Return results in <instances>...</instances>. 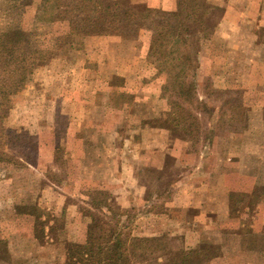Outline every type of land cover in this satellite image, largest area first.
<instances>
[{"label": "rangeland", "instance_id": "obj_1", "mask_svg": "<svg viewBox=\"0 0 264 264\" xmlns=\"http://www.w3.org/2000/svg\"><path fill=\"white\" fill-rule=\"evenodd\" d=\"M207 1L213 28L201 35L194 76L205 104L192 109L195 138L141 123L165 120L171 106L164 73L133 34L78 38L35 67L2 123L13 131L2 151L15 162L0 163V264H64L66 242L87 220V190L98 187L125 213L130 235L161 236L173 251L206 239L216 248L203 264H264V0ZM30 9L0 0V32L21 15L43 36L48 25ZM19 205L37 206L50 225L58 218L54 231L35 238Z\"/></svg>", "mask_w": 264, "mask_h": 264}, {"label": "trees", "instance_id": "obj_2", "mask_svg": "<svg viewBox=\"0 0 264 264\" xmlns=\"http://www.w3.org/2000/svg\"><path fill=\"white\" fill-rule=\"evenodd\" d=\"M15 1L21 8L29 9L36 3L33 0ZM175 4L174 8L165 10L146 3H132L131 0H37V6L31 9L35 20L48 25L43 36L27 29L21 15L15 24L2 30L0 163L15 162L13 156L2 151L3 145L8 143L5 137L9 139L8 135L13 132L2 124L13 96L23 88L35 67L49 61L55 50L67 51L78 38L91 35L133 34L144 56L155 65L158 73H164L161 92L162 95L167 94L171 106L165 120L159 116L151 122L143 120L141 123L149 127L181 130L184 136L195 138L198 126L192 109H202L205 104L195 96L194 76L201 35L206 36L213 28L207 20L214 6L207 0H175ZM48 37L52 40L51 46L46 40ZM120 91L119 98L131 90L125 88ZM87 191L90 204L82 211L87 220L81 237L77 241L66 242L64 264H203L215 255L216 247L208 244L206 239L201 240L198 248L173 251L165 248L161 236L130 235L122 220L125 213L112 206V194L100 187ZM229 197L232 200L233 195ZM16 208L18 214L33 217V235L39 240L54 231L59 220L54 218L50 225L42 219L35 205ZM46 224L47 232L44 230ZM244 227L246 230L241 234L251 237V228ZM0 243L4 244V241L0 240ZM0 252L5 251L0 248Z\"/></svg>", "mask_w": 264, "mask_h": 264}, {"label": "crops", "instance_id": "obj_3", "mask_svg": "<svg viewBox=\"0 0 264 264\" xmlns=\"http://www.w3.org/2000/svg\"><path fill=\"white\" fill-rule=\"evenodd\" d=\"M154 145H155V144H154ZM153 147H157V146H153ZM146 149H149V148H145V150H146ZM145 150H144V151H145ZM145 156H148V154H147V155L145 154ZM147 159H148V157H147ZM146 163H147V162H146ZM189 199L193 200L192 197H189ZM195 200H196V199H195ZM195 200H194V201H195ZM194 201H193V202H194ZM195 204H196V203H195Z\"/></svg>", "mask_w": 264, "mask_h": 264}]
</instances>
